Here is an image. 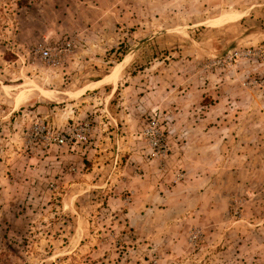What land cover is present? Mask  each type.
I'll return each instance as SVG.
<instances>
[{
    "label": "rangeland",
    "instance_id": "rangeland-1",
    "mask_svg": "<svg viewBox=\"0 0 264 264\" xmlns=\"http://www.w3.org/2000/svg\"><path fill=\"white\" fill-rule=\"evenodd\" d=\"M0 264H264V0H0Z\"/></svg>",
    "mask_w": 264,
    "mask_h": 264
}]
</instances>
